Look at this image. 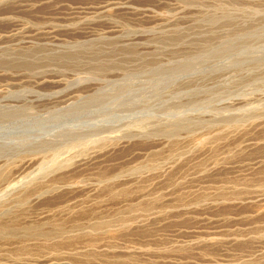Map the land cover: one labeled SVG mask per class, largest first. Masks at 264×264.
<instances>
[{
    "label": "rangeland",
    "instance_id": "1",
    "mask_svg": "<svg viewBox=\"0 0 264 264\" xmlns=\"http://www.w3.org/2000/svg\"><path fill=\"white\" fill-rule=\"evenodd\" d=\"M0 264H264V0H0Z\"/></svg>",
    "mask_w": 264,
    "mask_h": 264
}]
</instances>
